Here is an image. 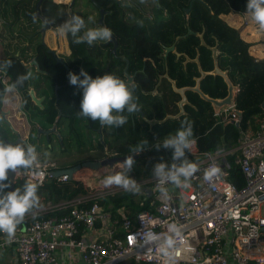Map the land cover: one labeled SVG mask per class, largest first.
Listing matches in <instances>:
<instances>
[{
	"label": "trees",
	"instance_id": "1",
	"mask_svg": "<svg viewBox=\"0 0 264 264\" xmlns=\"http://www.w3.org/2000/svg\"><path fill=\"white\" fill-rule=\"evenodd\" d=\"M92 1L90 3L93 9L98 12L95 24L99 19V10L106 12L103 22L117 39L116 56L112 55V45L109 43H94L92 46L86 43L75 44L73 37L66 34L70 54L66 62L57 63L55 56L49 53L42 41L34 43L35 38L42 36L40 28L36 27L41 21L34 16L38 0H0V66L7 82V85L0 82V92L13 84L18 75L31 73V78L26 80L23 86H18L13 92L6 94L7 103L0 100V123L7 125L2 119V112L10 111L13 116L21 110L27 120L25 128H28L29 132L26 141L34 145L37 152L42 146L40 138L38 142L34 140L38 129L50 130L55 127L57 133L67 119L70 122L83 123L84 133L88 131L104 137L107 130L102 126L101 131H98L101 127L99 121H92L79 114L82 89L67 84L68 73L78 75L83 68L93 79L111 74L125 82L123 69L126 63L123 59H126L129 64L128 74L134 76L133 82L127 85L133 89L138 110L142 111L144 116H132L126 110L123 112L127 122L119 128L111 127L115 140L114 145L107 146L111 156H128L130 146H135L141 141H148L149 146L162 143L166 137L174 135L185 121L192 124V139L196 141L198 150L207 154H213L222 148L235 147L240 131L248 133L250 127H253L255 131L252 135L258 133L253 121L255 118L264 119V61L252 58L249 54L250 45L221 19L231 13H247V0H195L188 13L186 10L191 0H151L155 6L145 23L135 21L133 24L127 23L126 18H135L137 10L133 8L130 15H126L123 6L125 0ZM76 2L77 0L69 6L53 0H43L40 14L51 28H59L71 15H76L73 12ZM138 6L136 7L140 10ZM188 31L191 34H188ZM199 35L203 37L204 46L201 45ZM177 38L179 39L176 40ZM25 42L28 44H23ZM172 45L175 47V53L170 52L164 58L165 49ZM215 46L220 70L227 72L229 80L237 88L235 110L241 116L239 128L232 122H222L215 116L210 103L202 100L198 94L187 91L185 95L188 105L184 107L185 114L177 119L156 124L150 131L146 120L161 121L168 115L174 116L178 113L177 103L181 98L174 93L170 82L163 76L167 74L177 88L193 87L200 73L196 63L187 62L184 65L186 58L193 60L198 57L202 71L210 73L213 70L211 48ZM33 59L36 60L39 70L35 66L24 67ZM7 61L12 62L11 67H6ZM160 77L162 79L157 86ZM30 89L37 99H42L41 105L33 102ZM200 90L211 99H223L227 96V86L219 76H205L200 82ZM5 120L7 121V117ZM9 124L15 131L18 130L24 139L25 128L16 122ZM2 131L0 127V135H3ZM13 137L15 141L16 137ZM61 139V143H64L65 139ZM79 143L83 144L80 141ZM37 144L40 146L37 147ZM89 148L91 150L92 145ZM140 155L145 156L136 161L132 172L128 174H133L137 183L154 176L152 167L155 163H173L172 150L163 146L159 151L152 148ZM186 158L191 163L196 162L189 152H186ZM78 164L81 163L68 168ZM121 170L120 164L101 167L96 171L81 168L77 173H83L82 177L75 178L73 175L67 182H59L50 177L38 187L40 207L36 209L45 207L47 203L57 204L78 196L111 190L116 186L106 188L102 181L107 175L116 174ZM24 171L26 170H21ZM230 181L237 188L244 184L236 168L231 171ZM25 183L23 179H16L14 187L22 189ZM141 194L140 189L135 194L124 190L97 202L111 212L114 219L120 221L118 210L123 209L126 216H131L152 202V198L142 199ZM51 215H44L42 218ZM118 237H122V233L119 232Z\"/></svg>",
	"mask_w": 264,
	"mask_h": 264
},
{
	"label": "built area",
	"instance_id": "2",
	"mask_svg": "<svg viewBox=\"0 0 264 264\" xmlns=\"http://www.w3.org/2000/svg\"><path fill=\"white\" fill-rule=\"evenodd\" d=\"M0 82L7 85L1 66ZM215 116L240 125L235 106ZM189 153L196 160L197 171L187 186L167 183L163 185L167 191L162 193L157 179L152 178V202L131 216L120 209V221L114 219L97 202L124 191L121 187L47 203L26 214L11 242L0 233V252L12 251L17 264H60L59 250L65 251L68 264H74L75 256L82 264H128L130 260L164 264L156 237L172 235L169 226L176 225L180 235L174 237L172 264H264V124L256 135L240 131L233 148L207 154L195 143ZM211 167L220 171L205 179ZM234 168L244 180L241 188L230 181ZM57 170L38 159L37 166L19 171L15 179L40 187ZM57 180L67 182L69 177L62 175ZM48 214L52 215L42 218Z\"/></svg>",
	"mask_w": 264,
	"mask_h": 264
},
{
	"label": "clouds",
	"instance_id": "3",
	"mask_svg": "<svg viewBox=\"0 0 264 264\" xmlns=\"http://www.w3.org/2000/svg\"><path fill=\"white\" fill-rule=\"evenodd\" d=\"M246 12L258 25L259 30L264 31V0H247ZM84 28V19L79 15H71L60 25L59 32L70 34L75 44L86 43L89 46H92L94 42L112 39V31L107 27L89 28L82 32ZM11 65V61L6 62V67H11ZM30 78L31 73L18 75L13 84L0 92V100L7 103L6 94L13 92L18 86H23L24 82ZM68 80L71 85L82 89L83 96L80 101L79 114L92 121H99L101 126L122 127L127 122L123 112L125 110L129 113L138 111L133 89L114 75L105 74L93 79L81 68L78 75L69 72ZM192 137V124L185 121L181 123L180 129L174 135L166 137L162 143L149 146L148 141L145 140L135 146H130V154L122 161V170L116 174L107 175L102 181L103 185L106 188L115 185L135 194L139 191V186L135 179L128 175L136 164L134 156L152 148L159 151L163 146L165 149L172 150L173 163L169 165L167 162H157L153 165L152 172L158 181L159 191L166 193L167 189L163 185L167 183L178 187L187 186L189 179L197 171V166L186 158V152H190L196 143ZM37 164L38 155L34 145H14L0 139V233L6 235L8 242L14 238L26 214L40 207L37 195L38 184L29 181L23 185L22 189L15 188V190L7 191L11 187L9 173L16 175L21 170L33 169ZM219 171V168L211 167L206 171L205 179H211ZM169 232L172 235L156 237L160 254L165 258L164 264H172V249L176 245L174 237L180 235V229L176 225H170ZM151 239L152 237L149 236L148 241Z\"/></svg>",
	"mask_w": 264,
	"mask_h": 264
},
{
	"label": "rangeland",
	"instance_id": "4",
	"mask_svg": "<svg viewBox=\"0 0 264 264\" xmlns=\"http://www.w3.org/2000/svg\"><path fill=\"white\" fill-rule=\"evenodd\" d=\"M69 3L71 0L68 1ZM123 6L125 7V14L130 15V11L135 8L137 10V14H135V18H126V22L133 24L135 21H140L145 23L147 20V16L151 13V10L154 8L155 4L151 0H125L123 2ZM137 4V5H136ZM91 3L89 0H77L76 7L73 9L74 12H80L79 16H87L85 21V28L84 31H87L89 28H97L100 27L95 24L96 19L98 18V12L95 13L91 7ZM139 5V6H138ZM140 7V10L137 7ZM81 10V11H80ZM88 14L91 17H88ZM139 16V18H138ZM98 23V22H97ZM40 38H35L34 43L40 41ZM108 41H99V43H105ZM64 50H66V45H63ZM61 49V48H60ZM68 49V48H67ZM63 51V49H61ZM65 60V59H64ZM1 120V118H0ZM255 129H260V126L264 124V119H254ZM71 125L72 128L69 126ZM0 127L2 128V133L8 132L7 138L13 141L14 137L10 132V129L7 125L0 123ZM83 123H79L77 121L70 122L68 119L65 120V123L61 128L57 130V133H52L48 137L44 134H39L38 131L35 133L34 140L38 142V138H40V146L37 144L36 146L39 147V152L37 154L41 157L39 161H41L45 165H53V168L56 169H64L68 168L76 163H82L88 161V159L95 158L96 156L108 157L109 151L106 149V145L111 142V139L105 140L104 137H99L96 134L92 135L93 139H90L87 135L90 134L88 132L84 133L83 130ZM253 127H250L248 134L252 135ZM61 135L65 139L64 143H61V138L58 136ZM16 141V140H15ZM82 142L83 144L79 143ZM93 141V142H92ZM105 141V144H104ZM92 142V144H90ZM92 145V152L89 151V147ZM80 149H82L81 154H79ZM106 149V150H105ZM102 152V153H101ZM99 156V157H100ZM104 159V158H103ZM94 171V170H93ZM137 170H134L136 172ZM83 173H75V178H81ZM53 204V203H52ZM11 259V258H8ZM4 264V263H3Z\"/></svg>",
	"mask_w": 264,
	"mask_h": 264
},
{
	"label": "water",
	"instance_id": "5",
	"mask_svg": "<svg viewBox=\"0 0 264 264\" xmlns=\"http://www.w3.org/2000/svg\"><path fill=\"white\" fill-rule=\"evenodd\" d=\"M42 1L43 0H38V2L36 4V7H35L36 8V13L34 15L35 17L39 18L42 21V23L45 25V27L41 30V33L44 35L46 30H52L53 32H57L59 30V28H51L49 26L48 22L45 23L46 20L40 14V5H41ZM74 1L75 0H73V2ZM90 1H92V0H90ZM194 1L195 0H191L189 8L186 10L187 13L190 11L191 6H192V4H193ZM105 14H106V12L104 10H99L98 25L100 27H105L104 26V22H103L104 21V15ZM188 34H191V32L188 31ZM199 38L201 40V45L204 46L205 44H204L202 35H199ZM178 39L179 38H177L176 40H178ZM107 43H109V44L112 45L111 53H112V55L116 56V51H117L118 43H117V39L115 38V36L113 34H112V39L109 40ZM170 52L175 53V47H174V45H172L171 47L165 49V53H164L163 57L166 58L167 55H168V53H170ZM211 52H212V60H213V70L210 73H205V72L202 71V69H201V67L199 65V62H198V57H196L193 60H190V59H187L186 58V60L184 62V65L187 62H194V63L197 64L198 71L200 73V77L195 80V85L193 87L177 88L176 85H175V82L172 81V80H170L168 78L167 74H165L163 76L165 79H167L170 82L174 93L178 94L180 96V98H181L180 101L177 103L178 113L176 115H174V116L168 115V116H166L161 121H158V120H155V119H153V120H146L147 123H148V125H149L150 131H151L152 127L154 125H156V124L164 123V122H166L169 119H177V118H179V117H181V116H183L185 114L184 107L186 105H188V101H187V98H186V95H185L187 91H191L193 93L198 94L202 100H204L205 102L210 103L215 115L219 114V112L222 109H224V108H232V107L235 106V95H236V92H237V88L229 80V77L227 75V72L221 71L220 68H219V66H218L217 46L211 48ZM49 53H51L53 56L56 57V54H55L54 51L49 50ZM177 58H179V54H177ZM56 61H57V63H63V61L61 59L57 58V57H56ZM123 61L126 63L125 68L123 69V74L127 78L126 81H125V83L126 84H131L133 82L134 76H130L128 74V72H127L128 65H129L128 64V61L126 59H123ZM29 66H35L36 69L39 70V67H38V64H37L36 60H33L29 64ZM24 67H27V65H24ZM66 69H67V67H66ZM207 75L219 76V77H221L224 80V82H225V84L227 86V96L225 98H223V99H211V98H209L207 95H205L200 90V82ZM161 79H162V77L159 78V82H158L157 86L160 84ZM67 84L68 85H71L69 83V81L67 82ZM55 91H57V88L55 89ZM155 91L156 90H154V92ZM30 95H31V98H32L33 102L36 105H38V106L41 105L42 99H37L35 97V95H34L33 90H30ZM131 114H132V116L133 115H140L142 117L144 116L143 112L140 111V110L135 111V112H133ZM1 116H2V119L4 120V122L8 125L10 131L16 136V141L13 142V144H25V145H27L28 142L26 140L22 139L21 138V135L11 127V125L9 124V122H7L5 120V113L4 112L1 113ZM235 127L238 128L239 127V124H235ZM101 128H102V126L99 128V130H98L99 132L101 131ZM38 133L39 134L42 133V134H44V135H46L48 137L50 134L56 133V129H55V127H52L50 130L38 129ZM143 156H145V155H140L139 154V155L134 156V159H135V161H137L139 158H141ZM125 157L126 156H122V157L111 156V157H107V158H104V159L99 160V161H85V162H82L81 164H78V165L72 167V168L59 169V170L55 171L53 173V178L57 179V178H59L62 175H68L69 179H72L73 175L78 170H80L81 168H87V169H91V170L96 171L99 168L105 167V166L113 167L115 164L122 165V161L124 160ZM130 177L133 178V179H135L133 174H131ZM9 180L11 182V187L9 188L8 191L15 190L14 184H15V180L16 179H15V174L14 173H9Z\"/></svg>",
	"mask_w": 264,
	"mask_h": 264
},
{
	"label": "crops",
	"instance_id": "6",
	"mask_svg": "<svg viewBox=\"0 0 264 264\" xmlns=\"http://www.w3.org/2000/svg\"><path fill=\"white\" fill-rule=\"evenodd\" d=\"M56 3H61V4H67L69 6H71V4L73 3V0H71V2L69 3V0H53ZM92 7V5H91ZM93 9V7H92ZM94 10V9H93ZM81 11V10H80ZM74 12V11H73ZM95 13H97L94 10ZM76 15H80V12H74ZM83 16H81L84 21H86L87 16H85V14H82ZM88 17L90 18L91 15L88 14ZM221 19L227 23L231 28L235 29L240 37L242 38V40H244L246 43H248L250 45L249 47V54L252 58H254L256 61H264V31H260L258 25L251 20L250 15L248 13H231L227 16H223L221 17ZM99 20V19H98ZM41 21V20H40ZM41 24L42 21H41ZM40 23H38L36 25V27L40 28L39 30L41 31L45 25H41ZM98 25V23H97ZM99 26V25H98ZM41 41L42 43L50 50L54 51L56 56L61 58V59H65V61H67L68 57H69V50L68 48V44H67V38H66V34H62L59 32V30L57 32H53L52 30H46L45 34L41 36ZM30 39V37L28 38ZM66 45V50H64L63 45ZM96 44H100L99 41L98 42H94ZM107 43V42H105ZM25 45H27L28 43H23ZM104 44V43H102ZM63 49V51L61 49ZM32 90V89H30ZM35 95V93H34ZM11 106V104L9 105V107ZM5 117H7V121H9L10 123H17L18 125H20L21 127L25 128V124H27V120L23 114V112L21 110L15 112L12 115H10V111H5ZM106 128V133L104 134V138L105 140H109L111 139V142H109L106 145V149L108 151L107 146L108 145H114V135H112L113 133V129L111 127L108 126H104ZM18 131V130H17ZM88 132V131H87ZM28 128H25V132H24V139L27 140L28 138ZM90 134H88L87 136L90 137V139H93L92 132H88ZM11 134L13 136H15L12 132ZM8 132H5V134L0 135V139L5 140L6 142H10L13 143V141L9 140L7 138ZM98 136V135H97ZM16 137V136H15ZM15 142V141H14ZM93 142V141H92ZM105 144V143H104ZM105 149V150H106ZM90 152L94 151V150H89ZM82 149H80L79 154H81ZM102 153V152H101ZM38 155V154H37ZM100 156V153H99ZM96 156L95 158H91L88 159V161H99L102 160L105 157L102 156ZM108 156H111L110 154ZM39 157V155H38ZM153 177H150L148 180H141L139 181L137 184L139 186V189L141 190L142 194L141 196H143L142 199H147L149 197H151V192L149 191V187L150 184L149 182L152 180ZM118 187V186H116ZM144 201V200H143ZM44 207H41L39 209H35L33 211H37L40 210ZM98 236H95V238ZM65 252V251H64ZM64 252L63 251H58L57 255H58V259L60 264H68V260L66 258V256H64ZM11 258V259H8ZM17 264V260L16 257L14 255V253L10 250H7L5 252H0V264ZM74 264H82L78 258V256H75L74 258ZM128 264H139V263H135L132 260L128 261Z\"/></svg>",
	"mask_w": 264,
	"mask_h": 264
},
{
	"label": "flooded vegetation",
	"instance_id": "7",
	"mask_svg": "<svg viewBox=\"0 0 264 264\" xmlns=\"http://www.w3.org/2000/svg\"><path fill=\"white\" fill-rule=\"evenodd\" d=\"M42 44H43V43H42ZM100 44H102V43H100ZM49 50H50V49H49ZM56 57H57V56H56ZM56 57H55V58H56ZM57 58H59V57H57ZM59 59H61V58H59ZM33 60H35V59H33ZM33 60H32V61H33ZM61 60L63 61V63L66 62L64 59H61ZM32 61H31V62H32ZM31 62H29V64H30ZM29 64H28L27 66H29ZM127 72H128V70H127ZM125 77H126V76H125ZM126 79H127V78H126ZM133 79H134V78H133ZM125 81H126V80H125Z\"/></svg>",
	"mask_w": 264,
	"mask_h": 264
}]
</instances>
